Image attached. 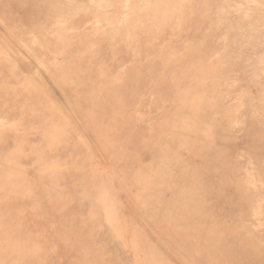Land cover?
<instances>
[{"label":"rangeland","instance_id":"rangeland-1","mask_svg":"<svg viewBox=\"0 0 264 264\" xmlns=\"http://www.w3.org/2000/svg\"><path fill=\"white\" fill-rule=\"evenodd\" d=\"M263 55L264 0L166 13L140 0H0V167L24 188L0 198L1 228L45 264H184L144 188L174 156L208 194L232 181L252 194L243 222L264 246V157L246 145L264 148ZM36 184L53 204L39 206Z\"/></svg>","mask_w":264,"mask_h":264},{"label":"bare ground","instance_id":"bare-ground-1","mask_svg":"<svg viewBox=\"0 0 264 264\" xmlns=\"http://www.w3.org/2000/svg\"><path fill=\"white\" fill-rule=\"evenodd\" d=\"M140 2L142 4L148 3L149 11L154 8L160 13H166L169 9H181L186 0H140ZM217 5L223 8L225 3L224 1H220L217 2ZM147 13V11H143L137 14L133 27L140 26L139 21L144 19ZM247 18L248 13L245 12L243 15L244 21ZM246 142L250 152L254 154L255 150L258 156L264 157V148H261V151L254 149V142L262 143V137L261 139L248 137L246 138ZM176 160L174 156H171L168 160L169 166L166 169L158 167L152 174L151 172L148 173L147 180L144 183V188L147 191L153 190L156 193L157 201L155 208L162 215L169 244L175 254L184 260V264H264V246L256 245L254 242V238H257L256 236L259 234L255 231L253 223L243 222L249 214V202L244 204V201L250 198L252 194L248 195L244 187H241L240 184L238 185L234 181L231 183L222 181L220 192L208 194L205 192L206 186L202 173L183 169L178 165ZM10 168L8 165L0 167L1 199L6 197L5 195L8 191H13L14 189L16 193L21 191L20 189L24 191L23 187L16 189L19 183L22 184V179L19 178L20 173L18 172L19 174H17L19 176L11 175ZM29 178L31 181H35L33 175H29ZM46 179L48 182L51 181L50 176L46 177ZM28 183V178L23 181L24 185ZM36 186L34 189V199L38 202L39 206L53 204L55 200L54 193L42 191L40 184H36ZM184 186L191 187L192 192L189 194L181 192L179 199L171 200V205L161 208L160 201L162 203L169 200V197L172 196L170 195L172 190H180ZM52 197L53 202L48 201ZM179 201L182 202L184 207L182 212L177 213L174 209L179 204ZM207 201L213 204L208 205ZM2 204L1 206H3ZM146 205L149 207L148 204ZM10 233L8 230L1 228L0 224V264H45L43 263L44 260L41 253L34 254L32 247H29L23 241H16L14 239L15 236L20 238L16 232L11 231ZM31 241L33 240L31 239ZM34 249L36 248L34 247ZM154 251L158 253L155 248Z\"/></svg>","mask_w":264,"mask_h":264}]
</instances>
